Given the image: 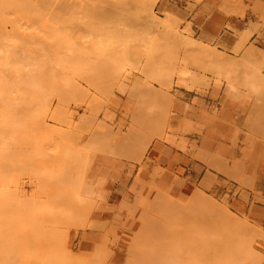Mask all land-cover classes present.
<instances>
[{
    "label": "rangeland",
    "instance_id": "374dc122",
    "mask_svg": "<svg viewBox=\"0 0 264 264\" xmlns=\"http://www.w3.org/2000/svg\"><path fill=\"white\" fill-rule=\"evenodd\" d=\"M0 1L3 3L4 0ZM49 1L46 0L45 3V0H33V2L32 0H12L10 3L7 0L5 6L8 7L10 4L12 10L10 7L8 10L4 9L7 7L2 9L6 23L4 29L1 27L4 35L1 33L0 35L3 37L7 34L12 35L13 42H9L10 39L7 36L4 40L0 37V43L7 41L9 44L17 45L18 40L21 43L23 38H26L16 48L14 47L16 51L13 48L15 52L14 57L12 56L13 61L7 66L11 68H1L3 73L17 79L56 80L61 93L49 94L46 97V103L36 94V100L38 98L39 103H34L35 95L27 92V94L11 93V95L9 93L8 96H2L3 100L4 97L7 99L2 100L4 103L0 100V113L12 114V110L18 123H23V126L21 124L22 127L20 126L14 134L9 135L5 132L2 137L0 135V144L3 143L6 146L5 158H2L3 161L0 159V264H71L73 259L70 253L73 258H77L73 264L80 259H83L85 264H132L136 260L132 259L131 263V259L127 257H136L130 256L132 246L129 247L130 241L137 244L136 232L142 234H140L142 242L140 240L141 243H139L141 249L136 246L142 252L141 257H137L140 258L136 262L138 264H158L151 262L152 259L149 260L152 252H156V248L160 249L162 254L169 251L171 258L173 256L172 260L170 254L167 256L171 264H190L191 259L192 261L200 260L202 264H213L214 261L210 262V259H220L222 249L230 244H227L228 239H230L228 242L234 243V247L239 244L235 241L238 237H233V234L238 233L235 231L236 228L245 229L242 224L233 226L235 222L242 223L239 218L248 219V227L250 224L254 226L253 229H260V232L256 231L257 234H254L255 237L251 228H249L251 231L248 229L247 232L250 231L254 237L252 238L251 233H248L249 246L252 244L254 252L260 255V261L258 258L253 257V259L256 260V264H264V85L256 84L259 82L260 75L264 80V58H262L263 61L260 59L264 52L257 49L254 42H249L250 34L264 26V0H221L222 9L233 8L239 14L249 9L252 13H257L258 21H260L254 24L249 23L252 28L241 32L227 25V28L232 29L237 37V44L230 51L232 56L227 51H219L214 43H203L195 38L192 30L194 25L191 22L178 17L174 14L175 11L160 9L156 5L152 8L151 15L146 7L144 12L142 6L140 10L144 13H133L132 11H139L135 7V0L134 2L133 0H116L118 4L115 0H97V2L85 0L86 3H94L95 8L99 5V8L101 6L102 8L98 10V13L89 4L92 7L90 9L95 10V13L92 10L91 13L90 11L79 13L77 8L82 9L86 3L83 2L84 5H82L77 0H70V2L60 0L64 2L58 5L59 0H51L55 2V5ZM98 1L103 3L100 2L98 5ZM136 1L139 2V0ZM193 1L198 3L200 0ZM129 2H133L132 6ZM128 3L130 9L127 7L126 9L130 10L129 13L124 10ZM87 5L88 3L85 7L89 8L90 6L87 7ZM139 5L137 8L140 7ZM116 6H121L124 13L119 8V10L116 9ZM72 8H76L78 13L73 12ZM84 8L83 10L86 9ZM47 10H49L48 15ZM168 15L171 19L169 22L175 19V27L173 22L171 26L169 24V27H166L167 29L172 27V33H169L171 30L169 32L167 30V37L158 33L160 30H165L164 27L160 29L158 22L157 29L153 28L154 31H150V28L154 27L153 22H147V20L153 17L169 19ZM151 25L152 27L149 28ZM175 29L177 38L173 34ZM170 35H173L174 39ZM185 38L194 42L189 40L188 47V43L182 45L180 41L188 42ZM196 42L207 47L209 53L213 51V48L214 53L223 52L220 53V57L218 52L217 57L213 55V52L210 53H213L212 55L216 58L219 57L216 64L214 57H212L213 63L210 54L204 55L207 51L199 53L197 49L189 50L190 44ZM186 47L188 50L185 49ZM209 48H212L211 51ZM3 49H6V46ZM3 54L4 51L0 55ZM256 57L259 60L254 59ZM219 61L223 65L219 66ZM255 61L262 63L258 64L259 62ZM225 62L238 64L228 68ZM120 64H125V66L122 65L124 68ZM14 69H20V71L13 72ZM163 71L167 75H164ZM256 71L260 75L256 74ZM182 72H186L185 76L178 75ZM189 75L191 77H188ZM255 75H259L258 82L255 80L256 77L254 78ZM196 76H201L202 80ZM260 81L262 82L261 79ZM232 84H236L234 88L238 96L234 95L235 89H232ZM221 88H224L226 97L235 102L234 112L229 120H223L219 114L223 97H218L216 103L209 104L192 94L204 96L209 89ZM185 91L192 92L185 93ZM25 95H29L28 100ZM16 100L20 103L17 104ZM176 103L181 104V109L176 108ZM200 109L207 113L208 119L204 122L194 119L195 112ZM103 139L106 140L103 141ZM206 139H210L209 141L214 145L218 141L225 140L229 144L231 154L225 157L216 151L206 149L204 147ZM99 141L101 144H98ZM92 142L99 146L109 143L112 150L110 149L109 153L104 152L106 151L104 147L103 151L98 149L101 151L98 152L96 149L101 146L96 148V144L93 145ZM4 149L3 152H5ZM1 157H4L3 154ZM80 173L85 175L81 178ZM82 181L86 186L91 185L85 186V189L88 188L89 190H86L90 191L88 195L87 191L83 190ZM77 186H79L78 193ZM81 187L86 194H80ZM197 191L198 198L201 200L197 198L196 203L198 200L200 202L206 200L207 203L205 201L203 205L204 207L205 204L207 205L206 210L209 213L212 206L210 198H213L212 204H219V206L222 204V207L226 205L236 217L227 215L225 220V216L224 218L220 216L224 215L223 208L220 215L219 212L217 213L220 217L217 215L215 216L217 218L213 217L216 214L215 210H220V207L216 205L219 209L215 206L216 209L213 207L215 210H212L215 213H210L215 223L210 221L213 223L207 222L208 226H206L205 221L202 220L203 225L200 221L204 218L197 217L195 213L200 215L201 212L203 217H206L208 213L202 214L203 207L199 206L200 203L196 206L193 199L191 203L188 200L192 195L194 198V193L197 197ZM156 192L157 195H155ZM73 193L74 196L76 195L75 198L78 196V199L73 198ZM201 193L209 197H203ZM161 194L163 198H166L165 201L172 199V201L181 202L182 206L180 204L179 208L184 207V211L181 209L182 214L178 205L174 207L182 217L178 216L174 208H171L174 205L173 202H170L172 205L169 206L171 208L168 209L169 213L166 208L161 209L160 203L164 202V199L157 202L159 200L157 197H161ZM201 196L203 198H200ZM168 198L171 199L168 200ZM186 201L190 204L194 202L197 209L200 207L198 213V210H194L196 209L194 204H189L195 211L190 213L193 218L191 220L186 218L189 216L186 211L192 208L185 209L188 204ZM209 201L210 207H208ZM155 202L158 204L156 205ZM163 204L165 206L166 202ZM203 205L201 203V206ZM89 207H91V213L87 212ZM172 209L177 214L175 219L174 213H171ZM161 210H166L167 215ZM204 210L203 212H207ZM85 213L89 214L87 218L83 216ZM170 215H172L171 219H169ZM176 217L182 218L181 222L176 221L178 220ZM218 218L219 220L222 218L220 220L222 222L226 221L225 224L216 220ZM228 218L230 220L227 221ZM235 218L239 219L238 222L234 221ZM231 219H234L233 225ZM79 220L80 224L85 223L84 226L78 224ZM204 220L207 221L206 218ZM164 222H167L166 226H169L167 230L174 231L165 230ZM208 228L215 231L213 234L216 233L220 238L214 236L212 231L210 235ZM220 228L224 232L220 231L217 234ZM191 229L195 233L191 232ZM159 230L161 233L157 232ZM226 232L227 236L231 233L230 238H227ZM242 233L243 231H241L243 237ZM205 234L210 237H205ZM244 234L248 236L246 231ZM237 235L240 236L239 233L235 236ZM225 236L226 243L223 238ZM104 238H107L105 239L107 243L102 244L99 252ZM62 241L66 242V252L71 251L69 254L64 252ZM225 244H227L226 247H223ZM97 247H99L98 251L94 252ZM167 247V251L162 249ZM228 247L231 249V246ZM219 248H221L220 251H218ZM230 249L226 248L225 251L233 255L232 258L229 257L232 260L235 259L234 262L244 258L235 257ZM243 249L246 254V248ZM126 250L131 252L125 253ZM147 250L153 251L149 253L148 260H145ZM161 251L157 253L160 254ZM91 252H94L96 256L97 252L103 256L99 258V255L97 258ZM160 255H158L159 258ZM181 255L185 263L181 261ZM200 256H204L205 260ZM68 257H71V261ZM246 259L249 262V258ZM157 260L162 263L163 259ZM232 260H230L231 263ZM198 261L195 263H201ZM247 261H243L244 264H248ZM165 262L168 261L165 259Z\"/></svg>",
    "mask_w": 264,
    "mask_h": 264
},
{
    "label": "bare ground",
    "instance_id": "6f19581e",
    "mask_svg": "<svg viewBox=\"0 0 264 264\" xmlns=\"http://www.w3.org/2000/svg\"><path fill=\"white\" fill-rule=\"evenodd\" d=\"M4 1H5V0H4ZM4 1H3V3H2V1H0V33H1V34H3V33H2L3 31L1 32V30H2L1 27L4 29V27H5L4 25H5V23H6V19H5V17H4V13L2 12V9H3V7H7V6H5V2H6L7 0H6L5 2H4ZM8 1H9V2L11 1V2H12V0H8ZM36 1H37V0H36ZM42 1H43V0H42ZM50 1H51V0H50ZM50 1H49V2H50ZM53 1H54V0H53ZM53 1H51V2L55 4V2H53ZM72 1H76V0H72ZM72 1H71V2H72ZM80 1H81V0H79V1L77 0V2H79V4L84 5V3H86V1H88V0H86V1H85V0H82L81 3H80ZM89 1H90V0H89ZM101 1H102V0H101ZM101 1H100V2H101ZM117 1H118V0H117ZM127 1H128V0H127ZM9 2H8V3H9ZM11 2H10V3H11ZM28 2H29V1H28ZM32 2H33V0H32ZM39 2H40V1H39ZM62 2H64V1H62ZM62 2H60V0H59V4H58V5H60V3H62ZM69 2H70V0H69ZM83 2H84V3H83ZM93 2H95V0H93ZM96 2H97V0H96ZM98 2H99V1H98ZM100 2L97 3V4L99 5ZM115 2H116V0H115ZM119 2H120V1H119ZM124 2H125V1H124ZM133 2H134V0H133ZM133 2H131V3H133ZM139 2H140V5H139ZM139 2L136 1V0H135V2H134V3H136V4H135L136 6H135V5H134V6H135L136 9H138L139 11L134 12V11H132L133 9H132L131 11H132L133 13H138V12H139V13H140V12L142 13L143 11H144V12L146 11V10H144V8L146 7V9H148L149 12H150L151 15H152V10H153L152 8L155 6L157 0H139ZM8 3H6V4H8ZM13 3H15V2H13ZM13 3H12V5H13ZM16 3H17V2H16ZM18 3H19V2H18ZM37 3H38V2H37ZM40 3H41V2H40ZM40 3H39V4H40ZM45 3H46V0H45ZM45 3H43V4H45ZM87 3H88L87 7L90 6L89 8H86V7H85ZM87 3L84 5V7H85L87 10H86L83 6H82V9H81V8H77L78 11H79V13H80V12H81V13H84V12H89V11H90V13H91V10L93 11V9H90V8H92L91 5L94 7V5H93L94 3H92V2H87ZM101 3H103V2H101ZM105 3L108 4L107 2H104V4H105ZM110 3H111V2H110ZM110 3H109V4H110ZM113 3H114V2H112V4H113ZM116 3L118 4V2H116ZM120 3H121V2H120ZM129 3H130V2H129ZM129 3H128V6L126 5V6L124 7V10H127V13L130 12V10H128V9H130V8H128V7H130V6H129ZM131 3H130V5L132 6ZM29 4H30V3H29ZM32 4H34V3H32ZM47 4H49V3H47ZM47 4H46V5H47ZM79 4H78V6H79ZM89 4H91V5H89ZM117 4H116V5H117ZM19 5H20V4H19ZM35 5H36V4H35ZM35 5H34V6H35ZM40 5H42V3H41ZM51 5H53V4H51ZM55 5H56V4H55ZM55 5H54V7H55ZM67 5H68V4H67ZM73 5H74V3H73ZM137 5H139L140 7L137 8ZM13 6H15V5H13ZM13 6H12V7H13ZM16 6H17V4H16ZM32 6H33V5H32ZM36 6H37V5H36ZM48 6H49V5H48ZM69 6H70V4H69ZM80 6H81V5H80ZM95 6H97V5H95ZM99 6H100V5H99ZM99 6L96 7V8L94 7L95 10H97V11L99 10V11H100L101 8H102V6H101L100 8H99ZM109 6H110V5H109ZM141 6L143 7V9L141 8ZM8 7H10V9H11V5H10V4L8 5ZM8 7H7V8H4V9H5V10H6V9L8 10ZM21 7H22V6H21ZM37 7H38V6H37ZM37 7H36V8H37ZM42 7H43V6H42ZM61 7H62V5H61ZM64 7H65V6H64ZM70 7H71V6H70ZM72 7L74 8V6H72ZM75 7H77V6H75ZM105 7H106V6H105ZM105 7H104V8H105ZM116 7H117V6H116ZM116 7H115V8H116ZM126 7H127L128 9H126ZM16 8H18V7H16ZM24 8H25V7H24ZM32 8H33V7H32ZM34 8H35V7H34ZM40 8H41V7H40ZM52 8H53V6H52ZM73 8H72V9H73ZM83 8H84L86 11L83 10ZM104 8L102 9V12H103V13L105 12V11H103ZM107 8H108V7H107ZM110 8H112V6H110ZM110 8H109V9H110ZM115 8L113 9L114 11H115L116 9H118V8H119L120 10L122 9L121 6H120V7H117L116 9H115ZM133 8H134V7H133ZM48 9H49V8H48ZM60 9H61V8H60ZM65 9L67 10V7H66ZM69 9H70V8H69ZM72 9H71V10H72ZM75 9H76V8H75ZM75 9H73L74 11H73V10H72V11L78 13ZM79 9H80V10H79ZM89 9H90V10H89ZM109 9H107V10H109ZM119 9H118V10H119ZM140 9H142L143 11L140 10ZM11 10H12V9H11ZM20 10H21V9H20ZM25 10H26V9H25ZM25 10H24V11H25ZM29 10H30V9H29ZM33 10H34V9H33ZM45 10H46V9H45ZM56 10H57V9H56ZM56 10H54V11H56ZM61 10H62V9H61ZM61 10H60V11H61ZM82 10H83V11H82ZM95 10L93 11L94 13H95ZM118 10H117V11H118ZM148 10H147V11H148ZM13 11H15V9H14ZM31 11H32V10H31ZM48 11H49V10L46 11V14H47V15H48V13H47ZM50 11H51V8H50ZM54 11H53L52 13H54ZM99 11H98V13H99ZM111 11H112V9H111ZM117 11H116V12H117ZM121 11H122V10H121ZM121 11H119V13H122V12H123V11H122V12H121ZM128 11H129V12H128ZM22 12H23V11H22ZM33 12H34V11H33ZM37 12H38V9H37ZM57 12H58V11H57ZM109 12H110V11H109ZM116 12H114V13H116ZM125 12H126V11H125ZM144 12H143V13H144ZM6 13H8V11H6ZM17 13H19V12H17ZM25 13H26V12H25ZM41 13H42V12H41ZM50 13H51V12H50ZM59 13H60V12H59ZM71 13H72V12H71ZM96 13H97V12H96ZM107 13H108V12H107ZM123 13H124V12H123ZM150 13H149V15H150ZM20 14H21V12H20ZM36 14H37V13H36ZM46 14H45V16H47ZM38 15H39V14H38ZM151 15H150V16H151ZM43 16H44V15H43ZM166 17H167V16H165V18H166ZM149 18H150V17H149ZM168 18H169V19H164V18H162V17H158V19H159V20H158V19H156V18L153 17V18H151L152 20H151V19L147 20V22H148V21L153 22L152 25H153L154 27H152V25L149 26V28L152 27V28H150V31L152 30V32H153V31H154L153 28L155 29L156 26L158 25V23H160V26H161L160 29H163L162 27H164L166 31H165V30H164V31L160 30V32H158V33L162 34V36L164 35V37H165V36L167 37V36H168V32H169L171 29L173 30V28L171 27V29H169V28L167 29L166 27H169V24H170V26L173 24V27L176 26V25L174 24L175 19L172 18L174 21H171V22H173V23L171 24V22H169V20H171L169 15H168ZM155 19L157 20L156 22L154 21ZM147 22H146V24H147ZM150 22L148 23L149 25L151 24ZM154 22H155V24H154ZM157 22H158V23H157ZM156 23H157V24H156ZM175 23H176V22H175ZM146 24H145V25H146ZM158 26H159V25H158ZM158 26H157V27H158ZM149 28H147V29H149ZM156 29H157V28H156ZM158 29H159V28H158ZM177 29H178V28H177ZM167 30H168V32H167ZM172 30H171V32H169V33H172ZM4 31H5V30H4ZM148 31H149V30H148ZM150 31H149V32H150ZM155 31H156V30H155ZM174 31H175V32H174ZM174 31H173V32H174L173 34H175V35H176L175 37L177 38V37H178V34H176V33H177V32H176L177 30L175 29ZM187 31H188V30H187ZM187 31H186V32H187ZM189 31H190V30H189ZM163 32H164L165 34H164ZM190 32H191V31H190ZM166 33H167V34H166ZM3 35H4V34H3ZM3 35H0V37H3ZM5 35H6V33H5ZM7 36H9V35L7 34V35L4 36L3 38H1V40H4V38L7 37ZM170 36H171V35H170ZM19 37H20V36H19ZM171 37H173V35H172ZM179 37H180V36H179ZM183 37H184V36H183ZM189 37H190V36H189ZM7 38L10 39L9 42H13L12 39H11V38H13L12 35L9 36V37H7ZM7 38H6V39H7ZM20 38H21V37H20ZM180 38H182V36H181ZM24 39H26V38H23V40H24ZM28 39H29V38H28ZM169 39H170V38H169ZM173 39H174V37H173ZM1 40H0V41H1ZM16 40H18V39L16 38ZM16 40L14 39V43L17 42ZM23 40L21 41V43L23 42ZM178 40H179V39H178ZM185 40H188V39L185 38ZM189 40H190V39H189ZM189 40H188V42H186V43H185V42L183 43V42L180 41V40H179V41H180V43H182V45L188 43V45H187V47H188V46H189ZM15 41H16V42H15ZM173 41H174V40H173ZM179 41L175 40V42H179ZM190 41H191V42H194L193 40H190ZM19 42H20V41L18 40V44H17V45H13L12 43L9 44V43H7V41H6V42L4 41L3 43H0V44H4V45L6 46V49H3L5 46L2 47V45H0V48L2 47V48H1V51H0V52H1L0 54H2V52L4 51V54H3V55H0V95H1L0 97L2 98V96H4V95L8 96L9 93H10L9 95H11V93H15V94H16V93H17V94H18V93H20V94H21V93H24V94H27V93H28V94H31V95H33V94L35 95V94H36V95H38L39 97H41V98L43 99V100H42V99H41V100H42L44 103H46V97H47L49 94L57 92L58 95H59V94L61 93V92H60L61 90H60V88L58 87V82H57L56 80H47V79H43V78H42V79H40V78H39V79H35V78H18V79H17V78H10V77H11L10 75L7 76V75H6L5 73H3V71L1 70V68H5V67H7L8 65H10V64L12 63V61H13V57H14L13 53L15 54V52H13V48H14V47L16 48L19 44H21V43H19ZM26 43H27V42H26ZM26 43H25V44H26ZM203 43H204V42H203ZM28 44H30V43H28ZM195 44H196V45H195ZM22 45H23V44H22ZM182 45H181V46H182ZM190 45H191V48H192V45H193L194 47H193L192 49L189 48V50H193V51H194V49H197V50H198L197 52H199V53H202L203 51H207L206 53L204 52L205 54L203 53L205 56H206V55H209L211 52L214 53V51H215L214 48H213V49H212V48H209L210 51H211V49L213 50V51H211V52L209 53V50L207 49V47H206V48L203 47L204 45L199 44V42H196V43H194V44L191 43ZM197 45H200V46H197ZM7 46H8V48H7ZM184 46H186V45H184ZM205 46H206V45H205ZM187 47H186L185 49L188 50ZM15 48H14V49H15ZM22 48H24V47L22 46ZM182 48H183V46H182ZM202 48H203V49H202ZM19 49H20V48H19ZM252 49H253V48H252ZM254 49H255V48H254ZM199 50H200V51H199ZM15 51H16V49H15ZM195 51H196V50H195ZM201 51H202V52H201ZM220 51H221V50H220ZM251 51H252V50H251ZM217 52H218V51H216L214 54H213V53H212V54H213V55H216ZM255 52H257V49H255ZM207 53H208V54H207ZM220 53L222 54L223 52H220ZM220 53L218 52L219 57L221 56ZM203 54H202V55H203ZM212 54H210V56H211V58H210V59H211V62L214 63V61H216V62H215V64H216L217 61H218V59H219V57L216 58L217 55H216V57H215V56H213ZM253 54H255V53H253ZM226 55H227V54H226ZM250 55H251V54H250ZM255 55H256V54H255ZM12 56H13V57H12ZM205 56H204V57H205ZM247 56H248V55H247ZM251 56H253V55H251ZM256 56H257V55H256ZM263 56H264V55L262 54V57L260 56V59L264 58ZM212 57H214V61H212V59H213ZM224 57H225V55H224ZM254 57H255V56H254ZM205 58H207V57H205ZM208 58H209V56H208ZM228 58H229V57H228ZM229 59H230V58H229ZM254 59H257V57L254 58ZM223 60H224V59H223ZM257 60H259V59H257ZM221 61H222V60H221ZM224 61H225V60H224ZM229 61H231V60H229ZM262 61H263V59H262ZM219 62H220V61H219ZM226 62H227V61H226ZM226 62H225V63H226ZM234 62H235V61H233V63H234ZM255 62H256V61H255ZM258 62H259V61H258ZM258 62H256V63H258ZM220 63H221V64H220ZM220 63H219V66H220V65H223L222 62H220ZM227 63H228V62H227ZM227 63H226L225 66H228V68H233V66H235V65L238 64L237 62H236L237 64H233V63L231 64V62H230L229 64H227ZM261 63H262V62H261ZM261 63L259 62L258 64H261ZM120 65H121V64H120ZM122 65H123V64H122ZM122 65H121V66H122ZM229 65H230V66H229ZM123 66H125V64H124ZM123 66H122V67H123ZM225 66H224V67H225ZM118 67H119V66H118ZM7 68H8V67H7ZM9 68H11V67H9ZM9 68H8V69H9ZM123 68H124V67H123ZM167 68H168V67H167ZM12 69H13V68H12ZM120 69H121V68H120ZM10 70H11V69H10ZM121 70L123 71V69H121ZM164 70H165V69H164ZM18 71H20V69H16V70L14 69L13 72H18ZM165 72L168 74V72H167L166 70H165ZM165 72L163 71L162 73H163L164 75H167ZM175 73H176V72H175ZM11 74H12V73H11ZM163 74H162V76H163ZM176 74H177V73H176ZM185 74H186V72H182V74H178V75H180V76H185ZM253 74H254V72H253ZM256 74H259V73H257V71H256ZM178 75H177V76H178ZM194 75H195V74H194ZM259 75H260V74H259ZM259 75H255V76H254V78L256 77V78H255L256 82H258V81H259V82L256 83L255 80H253V81H254L256 84H258V85H259V84H260V85H262V84L264 85V80L262 79L261 75H260V76H259ZM6 76H7V77H6ZM9 76H10V77H9ZM258 76L260 77V79L262 80V82L260 81L259 78H258L259 80L257 81V77H258ZM188 77H191V76L189 75ZM196 77H197L198 79H200L201 76H200V77H199V76H196ZM201 78H202V77H201ZM254 78H252V79H254ZM191 79H192V78H191ZM200 80H202V79H200ZM204 80H205V79H204ZM250 80H251V79H250ZM253 81H252V82H253ZM201 82H202V81H201ZM205 82H206V81H205ZM228 82H229V81H228ZM261 83H262V84H261ZM190 84H191V83H190ZM227 84H228V83H227ZM229 84H230V82H229ZM229 84H228V85H229ZM232 85H233V86H232V87H233L232 89H235L234 86H236V84H235V85L232 84ZM191 87H192V86H191ZM227 89H228V87H227ZM233 91H234V90H232V92H233ZM26 92H27V93H26ZM234 92H235V94L233 93L234 95H236V94L238 93V92L236 93V89H235ZM20 94H19V95H20ZM55 94H56V93H55ZM22 95H23V94H22ZM22 95H20V96H22ZM36 95H35V101L33 100L34 103H37V102L39 101L38 98H37L38 101L36 100V97H37ZM231 95H232V93H231ZM28 96H29V95H27V96L25 95V97L27 98V100H28ZM236 96H238V94H237ZM236 96H235V97H236ZM239 96H240V95H239ZM32 97H34V96H32ZM60 97H61V96H60ZM1 98H0V100H1V102H2L3 98H2V99H1ZM29 98H30V97H29ZM171 98H172V97H171ZM4 100H7V99L4 97ZM4 100H3V101H4ZM9 100H10V101H14V100H11V99H9ZM18 100H19V99H18ZM18 100L15 101L17 104L20 103V101L18 102ZM25 100H26V99H25ZM25 100H24V101H25ZM171 100H172V99H171ZM29 101L31 102V100H29ZM5 102H6V101H5ZM21 102H22V101H21ZM26 102H27V101H26ZM169 102H170V98H169ZM2 103H4V102H2ZM38 103H39V102H38ZM40 103L42 104V102H40ZM44 103H43V105H46V104H44ZM171 103H172V102H171ZM171 103H170V104H171ZM168 104H169V103H168ZM43 105H42V106H43ZM11 112H12V114H10V113H8V112H7V113H4V112H1V113H0V135H1V137H2V135H3L5 132H7L9 135H12V134H14L15 131L21 126V124H22V126H23V123H22V122H21V123H18L19 121L14 117L15 115L13 114V111H12V110H11ZM13 115H14V116H13ZM12 116H13L15 119H13ZM29 119H30V117H29ZM22 126H21V127H22ZM1 137H0V138H1ZM104 140H106V139H103V141H104ZM99 142H100V141H99ZM99 142H98V144H101V142H100V143H99ZM92 143H93V145L96 144V148H97V146H98V147H100V146L102 147V148L100 147V148H97V149L94 148V149H96V151H98V152L103 151V150H104V147H105V149H106V151L104 150V152L109 153V152H111V150H112V149H111L112 147L110 146L109 143H107L108 146H107L105 143L103 144L104 146H103V145H100V146H99L97 143H94V142H92ZM1 145L3 146L2 149H1V147H2ZM105 145H106V146H105ZM0 146H1V147H0V150H1V151H0V159L2 160V158H5V154H4V153H6V146H4L3 143L0 144ZM86 146L88 147V145H86ZM91 146H92V145H91ZM91 146H90V147H91ZM4 147H5V149H4ZM92 147H93V146H92ZM94 147H95V146H94ZM106 147H108V149H107ZM3 149L5 150V152H3ZM98 149L101 150V151H99ZM110 149H111V150H110ZM84 150H86V149L84 148ZM84 150H83V151H84ZM88 150H89V148H88ZM88 150H87V152L89 153ZM108 150H109V151H108ZM83 151H82V152H83ZM94 152H95V151H94ZM85 153H86V152H85ZM102 153H103V152H102ZM107 153H105V154H107ZM2 154H3L4 157H1ZM89 155H90V154H89ZM80 156H81V155H80ZM82 157H83V156H82ZM90 158H91V155H90ZM85 159H86V158H85ZM1 160H0V164H1ZM2 161H3V160H2ZM85 162H86V161H85ZM86 163H88V162H86ZM90 163H91V162H90ZM80 164H81V163H80ZM83 164H84V163H83ZM87 165H88V164H87ZM82 166H83V165H82ZM85 166H86V164H85ZM83 167H84V166H83ZM87 167H88V166H86V168H87ZM86 168H84V170H86ZM81 171H82V169L80 170V172H81ZM83 175H85V174H83ZM83 175L80 173L81 178H82ZM81 178H80V180H82ZM0 179H1V178H0ZM83 179H84V177H83ZM78 180H79V179H78ZM2 182H3V181H2ZM79 183H81V182H79ZM82 184H84V185H83V186H84V188H83L84 191H85L86 189H88V188L85 189V186H86L85 182L83 183V181H82ZM90 186H91V185H90ZM90 186H89V184H88L86 187H90ZM77 187H78V188H77V191H76V192L78 193L79 186H77ZM5 188H6V187H5ZM92 188H93V187H92ZM83 190H82V187H81V188H80V191H81L80 194H81V193H83V194L85 193ZM88 190H89V189H88ZM88 190H86V191H87V192H86L87 195H88V193L90 192V191H88ZM158 192H159V191H158ZM86 193H85V194H86ZM91 193H92V190H91ZM91 193H90L89 195H91ZM199 193H200V192H199ZM157 194H158V193L156 192L155 195H157ZM201 194H203V193H201ZM161 195H162V194H161ZM203 195H204V196H203ZM203 195H202L203 197H209L208 195H207V196H205V194H203ZM75 196H76V195H75ZM75 196H74V193H73V198H74V199H78V198H77L78 196H77L76 198H75ZM159 196H160V193H159ZM169 196H170V195H169ZM202 196H201L200 198H203ZM163 197H164L163 195H162L161 197H157V198L159 199V200H157V202H158V201L160 202V199H162V200L164 199V202H166L165 206H164V204H163V203H164L163 201H162V203H160V205H161V206H160L161 209L166 208V209H167V213H169L170 211H169L168 209L174 208L175 211H176V208H175V207L178 205L177 207H178V209L180 210V212H181V214H182V212L184 211V210H183L184 207H183V208L181 207V206H182L181 202H179L178 200H174V201H172V199H171L172 197H171V198H168V200L171 199L170 201H165L166 198H163ZM165 197H167V196H165ZM190 197H191V199H188L189 202L193 199L192 201H195V203H196L197 198L199 197V196H198V191H197V197L195 196V193H194V198H193V195L190 196ZM89 198H90V197H89ZM173 199H175V198H173ZM195 199H196V200H195ZM198 199H199V198H198ZM207 199H208V198H207ZM211 199L213 200V198H210L211 205H212V206H211V209L209 210L210 213L212 212V214H213L214 211H212V210H215L217 206L220 207V210H219V211H217V209L215 210V211H216V214H215L214 216H213L212 214H210V213L208 212V210H206V209H208V208L206 207V206H207L206 204H205V207H204L203 203H205L206 200L200 202L199 200H201V199L198 200V203H196V206H197V204L200 203L199 206H200V207H203V208H202L203 210H204V208H205L204 211H207V212H203V210H202V214H203V213H208L209 216H208V214H207V216H208L209 218H207L206 214H204V216H206V217H203V216L201 215V212H200V215L195 213V211H197V210H198V213H199V211H200V207H198V209H197L196 206H195V204H194V202H192V204H194V208H196V209H194L192 206H190V205H192V204H190L191 202L189 203L188 201H186V204H187V203H188V204H187V205L185 204V205L187 206V208L185 207V209L188 210V209H189L188 207H192V208L189 209L188 211H186V210H185V211L188 212L187 214H188L189 216H190V213H191V212H194L195 215H197V217H200V216H201V217L204 218V219L206 218L207 221L204 220V219H201V221L199 220V221L202 222V223H203V221H205L204 223H206V224H205L206 226H208V225H207V222H209V223H211V224L214 222L215 219H214L213 217H215V216L217 215L218 212H219V215H220V213H221V209H222V208H223L222 211L224 212V215H220V216H221V217L225 216V220H226V218H227V217H226L227 215H228V216H231V217H236V215H234L235 213L232 214V213L230 212V210L226 207V205H225L224 207H222L223 205H222L221 203H220L221 206H219V204L217 205V204H215V203H213V204H214V205H213ZM99 200H100V199H99ZM214 200H215V199H214ZM155 201H156V199H155ZM175 201H177V203H175ZM210 201L208 202V203H209L208 207H210ZM215 201H216V200H215ZM167 202H169V203H167ZM170 202H171V203L173 202L172 204H174V205L171 204V205H172L171 208L169 207V206H171V205H170ZM178 202H179V204H178ZM216 202H217V201H216ZM201 203H202L203 206H201ZM206 203H207V201H206ZM217 203H218V202H217ZM150 204H151V202H150ZM155 204H156V202H155ZM157 204H158V203H157ZM157 204H156V205H157ZM180 204H181V206H180L181 208H179V205H180ZM183 204H184V203H183ZM189 204H190V205H189ZM92 205H93V204H92ZM156 205H155V208H157ZM216 205H217V206H216ZM162 206H163V207H162ZM166 206H168V207H166ZM174 206H175V207H174ZM215 206H216V207H215ZM213 207H215V209H213ZM218 207H217V208H218ZM181 209H182L183 211H182ZM193 209H194L195 211H194ZM218 209H219V208H218ZM155 210H156V209H155ZM179 210H178V211H179ZM163 211H164V210H163ZM163 211L161 210V212H163ZM168 211H169V212H168ZM173 211H174V210L172 209L171 213H174V214H173V215H174V219H175V216H176L177 214H178V216L181 215L180 212L177 213V211H176L177 214H175V212H173ZM87 212L91 213V207H89V209H88ZM165 212H166V210L164 211V213H165ZM214 213H215V212H214ZM165 214H166V213H165ZM165 214H164V215H165ZM88 215H89V214H88ZM88 215H86V213H85L83 216H85V218H87ZM162 215H163V213H162L160 216L162 217ZM166 215H167V214H166ZM166 215H165V216H166ZM198 215H199V216H198ZM210 215H212L213 217H210ZM219 215H217V216L220 217ZM86 216H87V217H86ZM189 216H186V218L188 217V218L191 220L192 217H191V216L189 217ZM163 217H164V216H163ZM180 217H182V215H181ZM242 217H243V216H242ZM171 218H172V215H170L169 219H171ZM176 218H178V217H176ZM194 218L197 220L196 217H194ZM211 218H213V220H212ZM215 218H217V217H215ZM223 218H224V217H223ZM238 218H239V217H238ZM164 219H165V218H164ZM174 219H173V220H174ZM181 219H182V218H178V220H176V221H180ZM192 219H193V218H192ZM209 219H211V220H209ZM221 219H222V218H221ZM221 219H220V220H221ZM239 219H240V221L242 220V223H240V222H239V223H236V222H235L234 225H233L232 222L236 221L237 219H236V218H235V220H234V219H231V220H232L231 223H232L233 226H235L236 224H237V225H238V224H242L243 226H245V227H243V228H245V229H239V230H238V228H236L237 230H235V229L233 228L236 232L238 231V233L240 234V236H239V235L235 236V235L238 234V233L233 234V237H235V238L238 237L237 239H235V241H236V243H239V244L236 245V246H235L236 248H235L233 242H228V240H230V239H228V240L226 239V236H227V234H228V233L226 232V236L223 237V238H224V241H225V239L227 240V244H229V243H230V244H229V245L225 244V246L223 245V247H226V245H227L226 248L230 249L228 246H231V249H230V250H231V253H232V251H233L232 254H234L235 257L241 258V257H239V256H242V257H244V258H241L240 261H239V259H238V260H237L238 262H237V261L234 262L233 260H235V259H233V260L230 259V257L233 256V255H230V252H228V254H227V252H226L227 250L225 251L226 248H224V249H222V252H223V253L221 252L222 255H221V254H220L221 256L218 255V256H220V259H218V258H214V256H213L212 258H214V259L211 260L210 257H208L209 254H207V257H208V259H210V262H211V261H212V262L214 261L213 264H218V263L220 264L222 261H224V262H222L223 264H229L230 260H232V263L230 262V264H237V263H238V264H244L243 261L246 262V261H247L246 258H249V262L247 261L248 264H249V263H250V264H254V263L256 264V260H254V259H256V258H258V260L260 261V259H259V258H260V255H259L257 252H254V250H253V245H252V244H251V246H249L250 243H249V240H248V239H250L248 233L251 231V229L253 230L252 233H253V236H254V237H255L254 234H257V232H260V229H258V228H257V229L254 228V229H253L254 226H252V225H250V224H249L250 227H248V223H249V220H248V219H242V218H239ZM239 219H238V220H239ZM202 220H203V221H202ZM216 220L220 221L219 218L216 219ZM228 220H230V219L228 218L227 221H228ZM233 220H234V221H233ZM238 220H237V222H238ZM163 221H164V220H163ZM192 221H193V220H192ZM210 221H213V222H210ZM218 221H217V223L220 224ZM81 222H82V221H81ZM174 222H175V221H174ZM180 222H181V221H180ZM193 222H194V221H193ZM200 222H199V224H200ZM220 222H222V221H220ZM225 222H226V221H225ZM225 222H222V223L225 224ZM160 223H161V222H160ZM164 223H165V222H164ZM166 223H167V222H166ZM166 223H165V226H166ZM186 223H187V222H186ZM197 223H198V222H197ZM202 223H201V224H202ZM204 223H203V225H204ZM214 223H215V222H214ZM222 223H221V224H222ZM243 223L246 224L247 226L244 225ZM78 224H80V220H79V223H78ZM84 224H85V223L83 222V225H82V223H81L80 226H84ZM187 224H188V223H187ZM223 224H222V225H223ZM170 225H171V224H170ZM193 225H196V224H193ZM203 225H202V226H203ZM216 225H217V224H216ZM228 225H229V222H228ZM75 226H77V224H76ZM80 226H78V228H79ZM161 226H162V225H161ZM161 226H160V227H161ZM214 226H215V224H214ZM218 226H219V225H218ZM220 226H221V225H220ZM220 226H219V227H220ZM233 226H232V227H233ZM239 226H241V225H239ZM167 227H169V226H166V227H165L166 229H165V228H164V229L167 230V229H168ZM199 227H200V226H199ZM199 227H197V228H199ZM211 227H213V226H211ZM215 227H216V226H215ZM222 227H223V226H221V228H222ZM258 227H259V226H258ZM75 228H76V227H75ZM78 228H77V229H78ZM81 228H84V227H81ZM172 228H173V227H172ZM174 228H175V227H174ZM189 228H190V227H189ZM193 228H195V226H194ZM221 228H220V229H221ZM241 228H242V226H241ZM246 228H247V230H246ZM249 228H251V229H249ZM259 228H260V227H259ZM199 229H200V228H199ZM201 229H202V228H201ZM201 229H200V230H201ZM208 229L210 230V228H208ZM225 229H226V228H225ZM229 229H231L230 225H229ZM248 229L250 230L249 232H247ZM156 230H157V229H156ZM165 230H164V231H165ZM192 230H193V229H191V232H194V231H192ZM195 230H196V229H195ZM206 230H207V227H206ZM215 230L217 231L218 229H215ZM234 230H233V231H234ZM162 231H163V230H162ZM167 231L170 232V231H172V230L170 229V231H169V230H167ZM167 231H166V232H167ZM173 231H174V230H173ZM173 231H172V232H173ZM211 231H212V230H210V235H212V234L215 232V231H212V234H211ZM220 231H222V229L219 230V231H217V234H218V232L220 233ZM227 231H228V230H227ZM235 231H234V232H235ZM241 231H243V233H242V235H244L243 237L241 236ZM245 231H246V234H248V236L244 234ZM254 231H255V233H254ZM256 231H257V232H256ZM140 232H141V231H140ZM157 232H160V230L157 231ZM166 232H165V235H166ZM199 232H200V231H199ZM202 232H203V230H202ZM204 232H205V231H204ZM222 232H224V230H223ZM136 233H137L136 236H137V238H138V241H137V244H138V245L136 244V242L132 243L133 241H130L131 243H130V245H129V247H130V246L134 247V248L136 249V251H135L134 248L132 249V247H130L131 250H132V253H130L131 250L128 251V252H127V250H126V252H125V253H130V256H132V257H133V255L136 256V257H133V258H131V257H127V259H128V258L131 259V263L133 262L132 259L136 260V261H134V263H136L137 261H139L140 258H137V257H138V256L141 257L140 255H142V252H140V251L138 250V249H141V248H140L141 246H139V245H140L139 243L142 242V240H141L142 238L140 237V234H141V233H139V232H136ZM160 233H161V232H160ZM194 233H195V232H194ZM196 233H197V232H196ZM200 233H201V232H200ZM208 233H209V231H208ZM208 233H207V235H208ZM232 233H233V232H232ZM250 233H251V232H250ZM252 233L250 234V236H251L252 238H254V237L252 236ZM75 234H76V233H75ZM138 234H139V235H138ZM167 234H168V233H167ZM173 234H174V233H173ZM173 234H171V238L174 237V236L172 237ZM201 234H203V233H201ZM223 234H224V233H223ZM141 235H142V234H141ZM165 235H164V236H165ZM213 235H214V234H213ZM219 235H220V234H219ZM230 235H231V233L229 234V236H230ZM104 236H105V235H104ZM136 236H134V237H136ZM197 236H198V233H197ZM204 236L207 237L206 234H205ZM214 236L219 237L218 235H216V233H215ZM214 236H213V237H214ZM220 236H221V235H220ZM222 236H224V235H222ZM229 236H227V238H228ZM246 236H247V237H246ZM139 237H140V239H139ZM162 237H163V236H162ZM201 237H202V236H201ZM208 237H210V236H208ZM208 237H207V238H208ZM239 237H241L240 240H241L242 242L239 240ZM244 237L248 240V242H247L246 239H244ZM259 237H260V236H259ZM157 238H159V237H157ZM171 238H170V239H171ZM203 238H204V237H203ZM211 238H212V236H211ZM214 238H215V237H214ZM219 238H220V237H219ZM221 238H222V237H221ZM229 238H230V237H229ZM242 238L244 239V241H243ZM105 239H107V238H104V240H103L104 242H105ZM162 239H163V238H162ZM170 239H169V240H170ZM204 239H205V238H204ZM233 239H234V238H233ZM233 239H232V241H233ZM140 240H141V242H140ZM157 240H158V239H157ZM173 240H174V239H173ZM198 240H199V239H198ZM252 240H253V239H252ZM103 241L101 242V245H100L101 248L99 249V247H97V248H96L97 250L94 249V252H95V251H98V249H99V252H100V250L102 249V246H103L102 244H106V243H107V242L104 243ZM106 241H107V240H106ZM152 241H153V240H152ZM158 241H161V240H158ZM208 241H209V239H208ZM214 241H215V240H214ZM222 241H223V240H222ZM235 241H234V242H235ZM237 241H238V242H237ZM245 241H246V242H245ZM62 242H63V241H62ZM62 242H61V243H62ZM153 242H154V241H153ZM162 242H163V241H162ZM204 242H205V240H204ZM250 242H251V241H250ZM63 243H64V244H62V245H63L62 248H63L65 251H64L62 248H61V249H62V251L66 252V242L64 241ZM168 243H169V242H168ZM202 243H203V242H202ZM220 243H221V242H220ZM225 243H226V241H225ZM242 243H243V245H242ZM128 244H129V243H128ZM133 244H134V245H133ZM154 244H155V243H154ZM160 244H161V242H160ZM172 244H174V243L172 242ZM205 244H206V243H205ZM205 244H204V245H205ZM211 244H212V243H211ZM221 244H222V243H221ZM232 244H233V246H232ZM244 244H246V245H244ZM97 246H99V245L97 244ZM104 246H105V245H104ZM136 246L138 247V249H137ZM163 246H164V245H163ZM216 246H218V245H216ZM244 246H245V247H244ZM247 246L249 247V248H248L249 250L247 249ZM94 247H95V246H94ZM129 247H128V248H129ZM168 247H169V246H168ZM168 247H167V249H165V248H162V249H163L164 251H165V250L167 251V250H168ZM218 247H220V246H218ZM218 247H217V248H218ZM232 247L235 248V249L233 250ZM237 247H238V248H237ZM242 247H243V248H246V250H245V252H247L246 254H244V252H243L244 249H243ZM151 248H153V247H151ZM213 248H214V247H213ZM221 248H222V246H221ZM221 248H219L218 251H220ZM106 249H108V248H106ZM156 249H157V248H156ZM156 249H155L156 252H154L153 250H152L153 252H152V251H149V252H148V250H149V249H148V250H147L148 253H147V254L145 253V260H146V259L148 260V258H149V253L152 252L153 254L151 253L152 255H150L151 257H150V259H149V260L152 259L151 262L158 263V264H159V263L162 264L163 262H164L165 264H168V263L171 264V263L169 262V261H170V258H171V254L168 253L169 251H168V252H165L167 255H166L165 253H163V254L166 255V257L168 256V254H170V258L167 257L169 260L165 257V259L168 261V262L166 263V262H165V259L163 258L165 255L162 254V251H161L160 249H157V250H156ZM215 249H216V248H215ZM240 249H242V250H240ZM103 250H104V252H106L105 249H103ZM128 250H129V249H128ZM137 250H138V251H137ZM150 250H151V249H150ZM158 250H159V251H158ZM169 250H170V248H169ZM247 250H248V251H247ZM68 251H69V250H67V252H66L67 254H69V253L71 252V251H69V252H68ZM92 251H93V250H92ZM160 251H161V253H160L161 255L157 253V252H160ZM164 251H163V252H164ZM171 251H172V250H171ZM224 251H225V252H224ZM237 251H239V252H237ZM94 252H93V253H94ZM137 252H138L139 255L136 254ZM139 252H140L141 254H140ZM93 253L91 252L92 255H93ZM155 253H157V254H156L157 256H156V255L153 256ZM199 253L203 254V252H199ZM217 253H218V252H217ZM219 253H220V252H219ZM91 254H90V255H91ZM100 254H101V253L98 254V252H97V256H99ZM131 254H132V255H131ZM194 254H195V253H194ZM201 254H199V255H201ZM225 254H226V255H225ZM69 255L72 256V258L70 257L71 259H73L72 261H71V259H70L69 257H68V258L70 259L71 264H73L74 261H75L77 258H75V257L73 258L72 253H70ZM94 255L96 256L95 253H94ZM127 255H129V254H127ZM146 255H147L148 257H146ZM158 255H160V258H159ZM199 255H197V257H199ZM204 255H205V254H204ZM223 255H224V257H223ZM227 255H228V256H227ZM249 255H250L251 257H250ZM97 256H96V257H97ZM102 256H103V255H102ZM102 256L100 255L99 258L102 257ZM181 256H182V255H181ZM218 256H216V257H218ZM229 256H230V257H229ZM96 257H95V258H96ZM156 257H158V258H156ZM161 257H162V258H161ZM200 257H201V259L204 258V256H200ZM205 257H206V256H205ZM207 257H206V258H207ZM253 257H254V259H253ZM97 258H98V257H97ZM136 258H137L138 260H137ZM154 258H155L156 260H155ZM172 258H173V256H172ZM172 258H171V260H172ZM191 258H192V257H191ZM195 258H196V257H195ZM231 258H232V257H231ZM233 258H234V257H233ZM251 258H252V260L250 261ZM78 259H79V258H78ZM157 259H161V260L163 259V260H162V263L159 262ZM193 259H194V258H193ZM215 259H216V261H215ZM221 259H223V260H221ZM227 259H228V260H227ZM236 259H237V258H236ZM80 260H82L81 262H82L83 264L86 263L83 259H80ZM80 260H77V261L75 262V264H79V263L82 264V263L80 262ZM153 260H154V261H153ZM186 260H187V259H186ZM189 260H190V259H189ZM203 260H205V258H204ZM203 260H202V261H203ZM242 260H243V261H242ZM253 260H254L255 262H254ZM78 261H79V263H77ZM128 261H130V260H128ZM128 261H127V263H128ZM155 261H158V262H155ZM181 261H183V256H182V260H181ZM181 261H180V262H181ZM195 261H198V260H194V261H192V259H191V261H189V262H190V264H193V263H195ZM218 261H219V262H218ZM225 261L228 262V263H226ZM259 261H257V262H259ZM261 261H262V260H261ZM84 262H85V263H84ZM145 262H146V261H145ZM147 262H150V261H147ZM151 262H150V263H151ZM183 262H184V261H183ZM191 262H193V263H191ZM199 262H201V261L199 260L198 263H199ZM239 262H240V263H239ZM134 263H132V264H134ZM164 263H163V264H164ZM176 263H177V262H176ZM184 263H185V262H184ZM186 263H187V262H186ZM205 263H206V262H205ZM207 263H209V262H207ZM222 263H221V264H222ZM128 264H129V263H128ZM136 264H138V263H136ZM172 264H173V263H172ZM177 264H178V263H177ZM181 264H182V263H181ZM195 264H197V262H196ZM199 264H202V262L199 263Z\"/></svg>",
    "mask_w": 264,
    "mask_h": 264
},
{
    "label": "crops",
    "instance_id": "0c3cea01",
    "mask_svg": "<svg viewBox=\"0 0 264 264\" xmlns=\"http://www.w3.org/2000/svg\"><path fill=\"white\" fill-rule=\"evenodd\" d=\"M155 5L160 9L175 11L176 13L174 14L178 17L185 18L186 21L194 25L192 30L195 33V38L203 42L214 43L219 51H227L231 56L230 51L237 44V37L232 29L227 28V25L241 32L252 28L249 23L260 22L258 21L257 13H252L249 9H246L242 14L236 13L233 8L222 9L221 0H200L198 3L193 0H157ZM249 42H254V46L264 52V26L257 28L250 34ZM186 92L191 93L192 91ZM192 94L194 97L204 99L209 104H214L218 97H223L219 106V114L223 120H229L232 117L235 102L226 97L224 88L209 89L204 96L196 93ZM181 107L180 103H176L177 109H181ZM194 119L204 122L208 119L207 113L200 109L195 112ZM209 140L206 139L204 141L206 149L216 151L219 155L225 157L231 154L229 144L225 140L218 141L216 145Z\"/></svg>",
    "mask_w": 264,
    "mask_h": 264
}]
</instances>
